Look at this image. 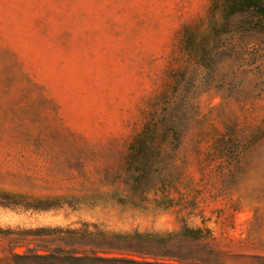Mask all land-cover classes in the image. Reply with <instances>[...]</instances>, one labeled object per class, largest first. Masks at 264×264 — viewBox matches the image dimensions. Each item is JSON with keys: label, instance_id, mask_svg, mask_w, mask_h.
Here are the masks:
<instances>
[{"label": "rangeland", "instance_id": "obj_1", "mask_svg": "<svg viewBox=\"0 0 264 264\" xmlns=\"http://www.w3.org/2000/svg\"><path fill=\"white\" fill-rule=\"evenodd\" d=\"M261 13L0 0V192L55 204L0 206V264L46 227L200 230L218 264H264Z\"/></svg>", "mask_w": 264, "mask_h": 264}, {"label": "trees", "instance_id": "obj_2", "mask_svg": "<svg viewBox=\"0 0 264 264\" xmlns=\"http://www.w3.org/2000/svg\"><path fill=\"white\" fill-rule=\"evenodd\" d=\"M262 9L264 0H242ZM242 9V7H241ZM240 11L232 1L227 16ZM52 200L25 201L23 196L0 192V206L47 211ZM23 253H15L11 264H218L219 258L208 246L194 248L203 239L200 230L184 229L180 234L110 233L69 227H46L18 231ZM32 245V247H31ZM198 246V245H197ZM200 246V245H199Z\"/></svg>", "mask_w": 264, "mask_h": 264}]
</instances>
